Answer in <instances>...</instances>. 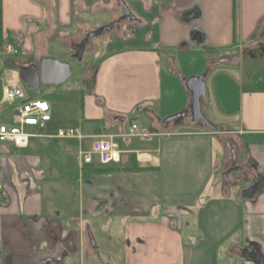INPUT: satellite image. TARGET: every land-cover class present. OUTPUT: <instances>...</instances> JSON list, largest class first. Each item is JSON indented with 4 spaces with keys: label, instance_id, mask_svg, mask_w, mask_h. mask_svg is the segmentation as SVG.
<instances>
[{
    "label": "crops",
    "instance_id": "1",
    "mask_svg": "<svg viewBox=\"0 0 264 264\" xmlns=\"http://www.w3.org/2000/svg\"><path fill=\"white\" fill-rule=\"evenodd\" d=\"M123 1L141 25L100 43L104 51L152 47L144 57L152 75L141 78L137 93L129 98L140 102L134 116L143 115L145 125L140 130L136 126L130 137L117 138L124 148L119 149V161L100 164L106 171L92 172L97 156L80 166L79 150L82 144L90 147L92 136L130 130L124 113L131 107L117 105L110 78L104 88L101 74L78 124L56 126L51 108L46 127L30 130L40 134L30 141L53 140L56 146L71 138H55L50 131L79 127L87 137L77 140L76 148L62 142L60 152L43 156L31 152L30 141L16 148L18 153L10 150L12 145H0V264H252L229 250L253 241L264 254V189L251 199L241 196L264 174L259 147H264V80L244 73L245 61L264 53V0ZM101 12L113 21L122 6L118 0H0V111L10 105L2 99L7 79L27 86L16 67L20 56L9 58L3 52L7 44L14 43L26 64L38 62L49 42H57L59 27ZM193 29L200 31L201 40H193ZM180 45L182 52L194 49L199 57V66L188 71L205 73L202 112L208 117L205 107L213 114L217 132L189 121L190 92L177 78L174 58L156 51ZM199 49H209V57ZM161 56L173 68L165 79L156 74ZM91 78L83 74L81 81L90 85ZM40 85L56 86L39 84L35 89ZM182 111L187 112L182 122L165 121ZM226 141L236 149L235 165L241 167L227 178L223 174L231 166V155ZM74 154L80 176L76 181L57 169V177H47L55 171L51 162L63 167L66 156ZM243 180L246 185L239 187Z\"/></svg>",
    "mask_w": 264,
    "mask_h": 264
},
{
    "label": "rangeland",
    "instance_id": "2",
    "mask_svg": "<svg viewBox=\"0 0 264 264\" xmlns=\"http://www.w3.org/2000/svg\"><path fill=\"white\" fill-rule=\"evenodd\" d=\"M64 3L61 4L63 6ZM62 10V8H61ZM73 10V8H71ZM199 10L198 9V14L199 15ZM109 13L106 12H101L98 16L86 13L85 16L82 18L79 17V21L74 18L71 21V25L68 27H59V32L57 33V42L55 40L49 42V48L47 51L46 56L42 57H51V58H57L60 61L63 62H68L72 68V75L70 78H68L66 81L63 83L56 85V86H51V85H40L38 89L27 87L23 85V88L26 92V94L32 98L35 97H43L46 99V101L50 105V109L52 108V123H55L57 125H72V124H78L79 121L82 118V109L84 107L83 103L89 104V98H87V95L92 93L93 88L95 86V81L94 80H99V76L101 74H105L103 76V79L100 80V85L104 88H106V79L107 77L110 78V89L114 92H117L115 94L118 99L116 102L117 105H122L124 107H131V109L127 112L124 113L126 115V122H125V128L128 129L130 126V121L132 119H135V124L138 127V130L142 129L143 126L145 125V122L143 120V115L140 117H135L134 116V111L135 109H138L140 106V102H136L134 104L135 100L129 99L133 98L137 93V90H134L136 87L137 82L141 79L144 78L145 80L152 75V71L149 65H147V62L145 60V56L147 58L149 57L146 52L147 51H153L152 47L144 46L142 45L141 47H133V48H125V49H117V50H107L104 51L102 50V45L103 43H100L101 40L104 38H110L114 32H111L107 36L101 35V37L94 39L93 49L91 51H86L84 58L81 61H77L75 58L73 59L72 54L74 53V48L73 45L80 42L86 34L88 30H94L98 25L102 22H108L110 23L111 16H109ZM149 19H151L149 17ZM85 23H90V26H86L85 24L83 25V21ZM110 21V22H109ZM113 21L116 20V16L113 18ZM107 23V24H108ZM101 26V25H100ZM124 28L125 32L123 31V35H126V31H128L131 27H125ZM115 34H119V32H115ZM106 35V34H105ZM122 35V34H121ZM99 42V44H98ZM97 43V45H96ZM10 45L14 46V43L11 41ZM116 45V44H113ZM134 45V44H131ZM130 45V46H131ZM181 47L183 45L179 46V49L177 47L173 48H162L159 47L156 51L158 53H163V54H168L172 58H174V65H175V72L177 73V78L179 82L182 84V81H180L181 78H188L190 76L196 75L192 74L188 71V69H195L196 66H199V57H197L195 54L194 49H190V51H186L185 53L181 51ZM201 50V49H199ZM20 52V50H19ZM17 54H8L6 55L9 58H17L20 56L19 61L22 64H26L25 59H22L21 56H23L21 53ZM202 53L207 55L209 57V52L206 49L201 50ZM218 52V51H217ZM194 53V54H193ZM257 58L255 59H247L244 64V73L245 75L248 73L254 74L255 80L259 82L260 80H264V53L262 52H257L256 53ZM41 57V58H42ZM113 57H115L113 59ZM144 58V59H143ZM202 58V57H201ZM31 60V59H30ZM203 64L204 59L202 60ZM104 64V67L102 68L101 71V66ZM142 65V66H141ZM224 67V66H223ZM157 73L160 74L162 79H165L166 74H170L173 72V68L169 66L163 56H161L160 62L157 65ZM101 71V72H100ZM84 72V73H83ZM190 73V74H188ZM84 74L86 78L91 77V81L89 84L90 85H85L81 81V76ZM199 75V74H197ZM84 78V77H83ZM96 80V81H97ZM99 82V81H98ZM119 82L122 87H119ZM97 84V83H96ZM139 85V84H137ZM2 89V85L0 82V91ZM131 90V91H130ZM134 90V92L132 91ZM139 91V89H138ZM106 92V91H105ZM132 94V95H131ZM109 97V96H108ZM132 100V101H131ZM87 101V102H86ZM203 102V99L201 100V104ZM12 104H4L2 106V109L0 111V115L3 119L4 122H12L9 117H10V112L11 111V106ZM158 105H160L158 103ZM158 109V107H157ZM201 110H202V105H201ZM203 110L207 113L208 117L207 119L213 123L215 122V117L213 114H211L205 107H203ZM185 119H187L185 117ZM182 122V121H181ZM191 123H199L202 124L201 122H192ZM50 134H55V130H52L49 132ZM77 139H70V140H60L58 141V145L55 146L53 140H48V141H42L41 139L38 138H32L30 142L34 144V148L31 150L32 153H40L43 156L48 154V155H54L56 152H60L61 150V143L65 142L68 144L71 148V146H74V148L77 147ZM119 149L124 148V141L119 139H116ZM259 147L263 149L264 147L259 144ZM82 148L84 150L88 149V147H85L82 144ZM10 150L18 153L19 150L16 149L14 146H10ZM230 152V151H229ZM231 155V154H230ZM75 154L74 155H67L66 156V163H63V167L60 166H55L54 163L51 162L53 165L54 174L47 176L50 179H53L57 177L56 169L60 171L65 177L69 179H73L76 181L77 177H80L78 175V170H77V164L75 163ZM95 167H100V163H98V160L93 161ZM105 167V166H101ZM232 173V172H230ZM228 175V174H227ZM227 178V176H226ZM247 181L243 180L239 183V187H242L246 185ZM57 185H60V183H57ZM238 188L236 189V191ZM183 234H186L187 228L181 227ZM182 233V232H181Z\"/></svg>",
    "mask_w": 264,
    "mask_h": 264
},
{
    "label": "water",
    "instance_id": "3",
    "mask_svg": "<svg viewBox=\"0 0 264 264\" xmlns=\"http://www.w3.org/2000/svg\"><path fill=\"white\" fill-rule=\"evenodd\" d=\"M122 6V16L118 18L117 21L123 19H128L130 14V9L123 0H118ZM117 21H111L108 24L101 25L89 32L81 40L80 43L75 45V52L72 57L77 61H81L85 56V47L87 42H89L93 37L98 35L107 34L112 27L117 23ZM227 58H221L219 61H224ZM19 76L22 83L26 84L28 87L37 88L39 84H53L59 85L66 81L72 75V68L68 62L60 61L57 58L42 57L37 65H29L18 68ZM184 80L185 87L189 90V109L187 118L192 122H201L208 130L211 132H217L218 128L215 124L211 123L205 114L201 110V100L207 97L206 83H205V73L199 75H193ZM187 112L182 111L165 118V121L174 120L175 123L181 122L185 117ZM226 146L230 150L231 154V166L223 174L224 177L227 176L232 171H240L241 167L236 166V153L232 148L231 144L226 141ZM239 180L236 181V183ZM264 189V174L259 177L257 181L244 188L241 191V196L246 199L253 198L258 192ZM90 241L92 244L95 243L92 235L90 234ZM231 254L237 257L243 258L251 262L252 264H264V254L261 247L256 242H248L246 246H232L229 250Z\"/></svg>",
    "mask_w": 264,
    "mask_h": 264
},
{
    "label": "built area",
    "instance_id": "4",
    "mask_svg": "<svg viewBox=\"0 0 264 264\" xmlns=\"http://www.w3.org/2000/svg\"><path fill=\"white\" fill-rule=\"evenodd\" d=\"M3 52L17 54L18 50L7 44ZM2 99L4 102L12 104V122L6 123L0 116V145L8 144L16 148H25L28 146L31 137L40 135L30 130L35 128L39 132L46 127V123L51 117L50 105L45 99L29 97L22 85L15 84L10 79L6 80ZM136 129V125L132 124L128 132L92 136L90 147L86 150H79L80 166L92 163L94 156H97L102 165L119 161L120 150L116 139L118 137H130L134 135ZM260 135L264 143V132ZM53 137L74 138L81 141L87 135L79 127H60Z\"/></svg>",
    "mask_w": 264,
    "mask_h": 264
},
{
    "label": "flooded vegetation",
    "instance_id": "5",
    "mask_svg": "<svg viewBox=\"0 0 264 264\" xmlns=\"http://www.w3.org/2000/svg\"><path fill=\"white\" fill-rule=\"evenodd\" d=\"M123 14L121 13L119 16H117L116 17V20H118V18L119 17H121ZM141 20H139V18H137L136 16H134V14H132V13H130L129 14V18L128 19H123V20H121V21H117V23L112 27V29L106 34V35H104V36H107L108 34H110L111 32H113V31H115L116 33L117 32H119L120 34H123V31H124V28H122V26H125L126 28L127 27H133V26H136V25H141V22H140ZM105 25V24H104ZM91 31H93V30H88L87 32H86V34H84V36H83V38L85 37V35H87L89 32H91ZM114 32V33H115ZM99 37H101V35H98V36H95V37H93L89 42H87V44H86V47H85V52L86 51H91L92 49H93V47L91 46V45H93L94 43H93V41H94V39H96V38H99ZM82 38V39H83ZM81 42V41H80ZM80 42H78V43H80ZM78 43H76V44H78ZM76 44H74L73 45V48H74V52H75V45ZM96 45H97V43H96ZM86 54V53H85ZM74 59V58H73ZM39 63V61L38 62H31V63H29V64H26V65H23V64H19V68L20 67H24V66H29V65H37ZM84 73V72H83ZM232 146V145H231ZM232 148L234 149V151H235V153H236V149L234 148V146H232ZM236 156H237V153H236ZM236 164H237V158H236ZM256 167H257V165H256ZM259 179V177L258 176H256L253 180H252V182H251V184L252 183H254L255 181H257ZM250 184V185H251Z\"/></svg>",
    "mask_w": 264,
    "mask_h": 264
},
{
    "label": "trees",
    "instance_id": "6",
    "mask_svg": "<svg viewBox=\"0 0 264 264\" xmlns=\"http://www.w3.org/2000/svg\"><path fill=\"white\" fill-rule=\"evenodd\" d=\"M201 34H200V31L199 30H196V29H193V31H192V37H193V40H195V41H198V40H201V36H200ZM202 38H203V36H202ZM209 50V49H208ZM207 50V51H208ZM19 60V59H18ZM19 64H22L20 61H17L16 62V67H18L19 68ZM203 125V124H202ZM204 126V125H203ZM205 127V126H204ZM205 129L206 130H208L206 127H205ZM140 170L141 169H146V168H139ZM107 169L106 168H104V167H95L93 170H92V172H98V173H100V172H104V171H106Z\"/></svg>",
    "mask_w": 264,
    "mask_h": 264
}]
</instances>
